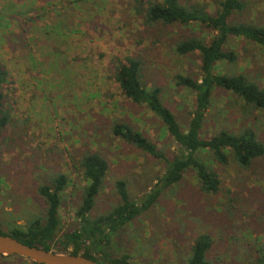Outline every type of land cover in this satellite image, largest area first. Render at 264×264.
<instances>
[{"label": "rangeland", "instance_id": "obj_1", "mask_svg": "<svg viewBox=\"0 0 264 264\" xmlns=\"http://www.w3.org/2000/svg\"><path fill=\"white\" fill-rule=\"evenodd\" d=\"M134 1L0 0V62L9 70L4 93L14 120L0 153L3 230L23 227L40 213L44 204L37 187L59 170L71 179L60 208L62 226L73 225L86 184L77 162L87 151L99 152L109 162L91 217L114 206L116 179L124 178L131 196L140 199L162 170L158 161L110 131V123L122 120L163 150L174 148L161 122L123 95L114 79L116 65L139 55L144 83L160 86L165 104L183 122L190 117L194 96L176 84L175 76L198 74L199 58L177 57L169 47L171 36L161 27L145 30ZM183 1L214 9L212 0ZM250 1L251 17L264 24V0ZM232 48L237 62L219 64L218 71H244L264 87V48L240 38L231 41ZM206 125L209 135L220 127L252 128L264 142V111L245 109L230 95L215 94ZM215 168L222 181L218 193L200 192L195 174L187 173L150 210L112 235L105 250L110 258L129 254L136 264H188L196 238L209 234L211 264H258L259 249H264V157L250 170L233 162ZM93 254L100 263L111 264L101 253ZM0 259L33 262L16 255Z\"/></svg>", "mask_w": 264, "mask_h": 264}, {"label": "trees", "instance_id": "obj_2", "mask_svg": "<svg viewBox=\"0 0 264 264\" xmlns=\"http://www.w3.org/2000/svg\"><path fill=\"white\" fill-rule=\"evenodd\" d=\"M212 3L213 10L208 3L183 0H135L132 5L145 30L161 27L171 36L169 47L177 57L197 55L199 58L198 74L175 76L176 84L189 89L194 96L190 117L183 122L165 104L163 89L144 83V63L139 55H128L116 65L114 79L123 95L134 105L150 111L173 141L174 148L167 151L128 122L115 120L109 125L114 136L161 164L162 170L156 174L150 190L142 198L134 199L128 182L118 178L114 183L117 199L112 209L91 217L104 187L109 162L99 152L87 151L77 162L86 184L76 206L73 225L67 230L62 226L60 208L71 179L59 170L37 187L44 204L40 213L25 226L12 225L8 231L2 229L0 220V234L13 236L28 245L82 254L96 261L94 251L108 257L111 264H136L129 254L110 258L106 253L114 233L150 210L187 173L195 174L200 192L216 194L222 181L215 165L233 162L243 170H250L264 157V142L252 128L220 127L210 135L207 131L206 121L216 93L241 100L245 109L264 111V87L259 79L249 77L244 71L226 73L217 69L224 62H237L234 47L229 49L234 39L264 48V24L251 17L250 0H212ZM8 79L9 70L0 62V153L5 133L14 124L4 93ZM14 139L11 136V141ZM211 246V236L200 234L192 244L188 264H211L207 259ZM256 258L258 264H264L263 248Z\"/></svg>", "mask_w": 264, "mask_h": 264}, {"label": "water", "instance_id": "obj_3", "mask_svg": "<svg viewBox=\"0 0 264 264\" xmlns=\"http://www.w3.org/2000/svg\"><path fill=\"white\" fill-rule=\"evenodd\" d=\"M22 256L37 264H103L82 254L61 253L28 245L17 238L0 234V256Z\"/></svg>", "mask_w": 264, "mask_h": 264}, {"label": "flooded vegetation", "instance_id": "obj_4", "mask_svg": "<svg viewBox=\"0 0 264 264\" xmlns=\"http://www.w3.org/2000/svg\"><path fill=\"white\" fill-rule=\"evenodd\" d=\"M1 257V256H0ZM32 264H37V263H35V262H31ZM0 264H6V263H4L3 261H1V259H0Z\"/></svg>", "mask_w": 264, "mask_h": 264}]
</instances>
